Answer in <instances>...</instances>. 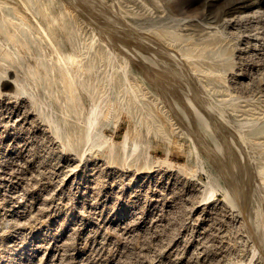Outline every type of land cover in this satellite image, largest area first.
Returning a JSON list of instances; mask_svg holds the SVG:
<instances>
[{"label": "rangeland", "instance_id": "rangeland-1", "mask_svg": "<svg viewBox=\"0 0 264 264\" xmlns=\"http://www.w3.org/2000/svg\"><path fill=\"white\" fill-rule=\"evenodd\" d=\"M0 264H264V0H0Z\"/></svg>", "mask_w": 264, "mask_h": 264}, {"label": "bare ground", "instance_id": "bare-ground-1", "mask_svg": "<svg viewBox=\"0 0 264 264\" xmlns=\"http://www.w3.org/2000/svg\"><path fill=\"white\" fill-rule=\"evenodd\" d=\"M28 1H31V0H28ZM47 8H48V7H47ZM38 10H39V9H38ZM36 11H37V10H36ZM36 13H38V12H36ZM36 17H37V16H36ZM52 19H53V18H52ZM49 29H50V28H49ZM68 61H69L70 63H73L75 60H74V58L71 57V58H68ZM94 115H95V113H94ZM92 116H93V115H92ZM92 116H91V117H92ZM95 116H96V115H95ZM89 118H90V117H89ZM92 118H93V117H92ZM92 118L89 119L90 122H92V123L89 122V124H91L90 126H92V124L94 123V119H92ZM89 120H88V121H89Z\"/></svg>", "mask_w": 264, "mask_h": 264}]
</instances>
